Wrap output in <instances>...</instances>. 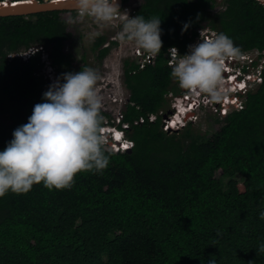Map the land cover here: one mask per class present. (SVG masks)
Segmentation results:
<instances>
[{
	"label": "trees",
	"instance_id": "trees-1",
	"mask_svg": "<svg viewBox=\"0 0 264 264\" xmlns=\"http://www.w3.org/2000/svg\"><path fill=\"white\" fill-rule=\"evenodd\" d=\"M215 3L141 0L136 15L161 19L162 46L142 69L123 62L129 102L121 116L133 147L109 151L107 168L78 172L70 189L40 182L0 197V264H206L213 256L217 264H264V74L210 136L192 123L167 134L160 117L147 119L169 109L168 91L178 92L169 48L186 53L198 28L224 32L239 51L264 49L261 2L223 0L218 12ZM61 13L0 17V150L47 90L41 51L26 61L13 55L41 46L57 76L86 67L63 50L71 34ZM105 39L90 46L97 61L110 51Z\"/></svg>",
	"mask_w": 264,
	"mask_h": 264
},
{
	"label": "clouds",
	"instance_id": "clouds-1",
	"mask_svg": "<svg viewBox=\"0 0 264 264\" xmlns=\"http://www.w3.org/2000/svg\"><path fill=\"white\" fill-rule=\"evenodd\" d=\"M125 3L122 0L119 6L118 0H75V15L69 14L67 23L84 22L90 18L96 25L90 35L95 37L101 34L97 29L110 27L114 20L122 17L117 39L122 43L132 44L151 56L157 55L162 46L161 19L156 16L146 19L142 15H136L137 13L129 16L120 9ZM140 4L134 6L136 11ZM218 8L224 10L223 2L220 4L216 1L214 12H218ZM188 27L189 24L185 23L181 30ZM199 29L215 31L207 27L197 30ZM215 32L208 37L210 33L207 31L204 34L207 38H200L193 43L196 31L192 42L187 45V52L182 55L178 54L175 47L169 48L168 65L173 52V60L169 65L170 75L181 87L179 94L171 90L165 94L168 103L172 102L171 111L166 113L169 116L177 112L186 120L195 113V109L174 105L175 98H180L184 90L204 95L210 101L222 97L224 62L227 58L237 57L239 48L230 36L224 32ZM43 75L45 78V74ZM98 79L96 70L91 67L76 72H63L42 92L41 102L33 105L27 122L12 131L11 139L0 150V197L9 192L27 193L33 184L40 182L49 190L70 189L78 172L101 173L107 168L109 151H130L134 145L128 138L130 125L122 120V116L116 121L112 120L111 124L104 122L103 125ZM229 94L238 95L232 91ZM183 103L184 101L180 102L181 105ZM160 111L164 113L166 110ZM158 113L154 115L161 119ZM175 122L178 129L171 131L180 130L184 121L175 119ZM189 123L191 122L187 126ZM260 215L264 217V212ZM257 251L264 252V242L259 244ZM213 257L206 264H217Z\"/></svg>",
	"mask_w": 264,
	"mask_h": 264
},
{
	"label": "rangeland",
	"instance_id": "rangeland-1",
	"mask_svg": "<svg viewBox=\"0 0 264 264\" xmlns=\"http://www.w3.org/2000/svg\"><path fill=\"white\" fill-rule=\"evenodd\" d=\"M126 3L136 5L141 3V0H126ZM219 9V8H218ZM220 10V9H219ZM69 12L61 13V16L67 20ZM96 29V25L89 19L84 22H77L74 24L68 23V32L71 37L64 43L63 50L73 55L76 67L83 66L91 67L96 70L98 74L97 89L102 97L101 112L104 117V122L112 123V120L116 121L121 117L125 105L129 102V92L126 89L123 82V62L129 60L130 62H136L135 57L132 56V44H125L117 39V32L120 30V26L112 25L104 29H97L101 31V35L105 36L106 47L110 46V51L101 61H97L95 58L96 52H92L90 46L94 42L95 37H92L90 33ZM82 55L85 61H81ZM24 61V60H23ZM56 73V72H55ZM174 85L177 90L180 91L178 83L175 81ZM177 92L179 94L181 92ZM172 102H169V109L164 111V114L171 111ZM206 108V107H205ZM195 109L191 120V130L204 136H210L213 132L219 129L220 124L215 120L219 117L218 114L212 109ZM183 126L179 131H165L162 126V130L167 134L177 133L185 128ZM110 147L107 145V150ZM218 176V174H217Z\"/></svg>",
	"mask_w": 264,
	"mask_h": 264
},
{
	"label": "built area",
	"instance_id": "built-area-1",
	"mask_svg": "<svg viewBox=\"0 0 264 264\" xmlns=\"http://www.w3.org/2000/svg\"><path fill=\"white\" fill-rule=\"evenodd\" d=\"M218 3H222L223 0H216ZM122 11H126L129 16H135L136 10L134 5L125 3L121 8ZM75 13V11H73ZM89 20H91L89 18ZM114 25L120 26L122 24V17H118L113 21ZM209 32L210 37L215 31L209 30H197V36H195L193 43L197 42L200 38H207L204 36L206 32ZM216 33V32H215ZM132 56L135 57L136 63L140 68H143L146 64H152L155 56L149 55L144 50L138 47H132ZM41 51V59L44 62V73L46 79V87L56 79L57 75L55 69L53 68L49 58L48 53L43 47L39 46L37 48H29L28 50L15 54L13 56L20 57L22 60H28L35 52ZM171 59L169 65L173 60V52H171ZM224 70L222 73V82L224 85V92L220 99L210 101L206 96L199 93H192L188 90H184L180 98H175L174 105L176 107L192 108L198 109L201 105L207 109H212L216 114L219 115L218 118L224 117L227 113L232 111L241 110L244 107L246 95L249 92L254 91L262 82L264 74V49H251L247 51H239V54L235 58H227L224 62ZM237 92L238 95H230L229 92ZM184 101L183 105L180 104ZM158 115L161 116V126L165 131H171L178 129L176 126L175 119H181L182 122L179 128H182L186 124L187 120H191L193 113L186 118L182 119L177 112L169 116L160 111ZM157 115L149 114L147 119L149 122H154ZM139 123L144 122V118H140Z\"/></svg>",
	"mask_w": 264,
	"mask_h": 264
},
{
	"label": "water",
	"instance_id": "water-1",
	"mask_svg": "<svg viewBox=\"0 0 264 264\" xmlns=\"http://www.w3.org/2000/svg\"><path fill=\"white\" fill-rule=\"evenodd\" d=\"M264 5V0H258ZM119 6L122 0H118ZM75 0H22L8 1L0 0V17L30 16L43 12H72L75 11Z\"/></svg>",
	"mask_w": 264,
	"mask_h": 264
},
{
	"label": "snow or ice",
	"instance_id": "snow-or-ice-1",
	"mask_svg": "<svg viewBox=\"0 0 264 264\" xmlns=\"http://www.w3.org/2000/svg\"><path fill=\"white\" fill-rule=\"evenodd\" d=\"M117 139H119V136H117ZM124 147H127V145H124Z\"/></svg>",
	"mask_w": 264,
	"mask_h": 264
}]
</instances>
